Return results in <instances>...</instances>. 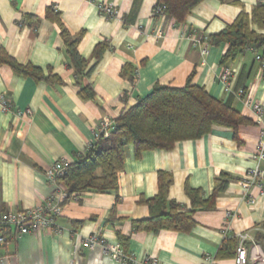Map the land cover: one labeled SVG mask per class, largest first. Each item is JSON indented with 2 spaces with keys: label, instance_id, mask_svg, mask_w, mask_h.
Returning <instances> with one entry per match:
<instances>
[{
  "label": "crops",
  "instance_id": "crops-1",
  "mask_svg": "<svg viewBox=\"0 0 264 264\" xmlns=\"http://www.w3.org/2000/svg\"><path fill=\"white\" fill-rule=\"evenodd\" d=\"M257 1L205 0L177 23L154 13L157 0H0V49L18 64L39 68L47 78L17 74L0 63V97L10 105L4 110L0 103V216L44 203L54 191L46 178L52 163L62 158L76 161L96 141L102 120L114 122L157 84L182 87L194 71L193 84L216 98L232 99L243 115L254 118L235 88L245 87L264 106V67L257 53L247 50L227 64L233 89L227 93L220 75L228 44L196 43L192 38L219 33L241 10L251 13ZM48 7L58 10L69 37L79 38L78 51L92 67L81 86L90 85L93 100L79 95L81 86L68 66L60 25L46 17ZM105 7L115 14L110 16ZM100 43L107 48L95 62L92 54ZM126 65L137 68L133 84L122 73ZM237 135L239 140L232 129L216 126L198 139L140 157L128 145L117 190L84 192L65 200L53 229L16 238L8 229L7 242L0 244V264H126L102 245L82 246L96 233L107 244L121 245L132 264H144L148 256L161 264H235L234 248L216 258L225 233L248 232L250 257L263 255L264 191L253 187L245 193L239 183L257 163L261 127L241 125ZM159 171L171 175L168 198L187 210L192 204L186 187L202 189L207 198L219 175L232 178L213 209L195 211L196 224L189 232L137 231L134 221L156 213L145 200L158 193ZM120 234L127 238L124 242ZM260 261L251 264H264Z\"/></svg>",
  "mask_w": 264,
  "mask_h": 264
},
{
  "label": "trees",
  "instance_id": "trees-1",
  "mask_svg": "<svg viewBox=\"0 0 264 264\" xmlns=\"http://www.w3.org/2000/svg\"><path fill=\"white\" fill-rule=\"evenodd\" d=\"M203 1L205 0H157L154 13L182 23ZM46 17L60 25L66 45L68 66L74 69L76 85L81 86L82 78L90 73L92 67L89 68L88 61L78 51L79 38L69 37L55 7L47 8ZM200 42L212 45L222 42L228 44L227 51L221 58L224 68L247 50H253L260 55V62L264 67V0H258L251 13L241 10L234 21L219 33L210 34L206 38L200 36ZM106 48L107 45L104 43L95 47L92 54L95 62L100 60ZM0 63L10 65L17 74L47 79L39 68L18 64L3 49H0ZM122 73L132 84L135 83L137 68L126 65ZM193 73L194 71L182 87L155 85L149 94L141 97L120 114L108 136L101 135L83 155L71 162L67 173L58 178L67 192L66 200L84 192L103 193L117 190L128 145L133 146L135 157H140L146 151L170 149L178 141L198 139L212 132L216 126L232 129L234 138L239 140L237 131L241 125L256 124L255 118L243 115L235 107L232 99L216 98L203 86L193 84L191 82ZM235 90L237 92L242 90L241 97L245 99L247 94L245 87H236ZM79 95L84 100H93L95 97L90 85L81 86ZM231 178L228 173L219 175L215 179L212 193L207 198H204L202 189L186 187L192 204V209L187 210L177 201L168 198L171 175L159 171L158 193L153 198L145 200L156 213L149 218L134 221V229L148 232H158L162 229L189 232L196 224L195 211L213 209L217 197L227 188ZM1 231L4 234L8 229L3 228ZM118 236L121 242L127 239L121 234ZM236 247L237 240L234 237H226L216 258L221 256L226 248L236 250ZM121 249L126 253L122 247Z\"/></svg>",
  "mask_w": 264,
  "mask_h": 264
},
{
  "label": "built area",
  "instance_id": "built-area-1",
  "mask_svg": "<svg viewBox=\"0 0 264 264\" xmlns=\"http://www.w3.org/2000/svg\"><path fill=\"white\" fill-rule=\"evenodd\" d=\"M104 9L110 16L115 14V11L109 7H105ZM194 41L199 43L200 39L194 38ZM206 52L207 49L204 47L202 49V53ZM256 58L260 60V55L257 54ZM230 79L231 71L226 67L222 70L220 80L224 83V88L227 93L233 92ZM236 95L241 97L243 95V91L239 90L236 92ZM0 103L2 109L10 110V105L4 96L0 97ZM245 103L248 109L253 112L256 124L261 127L260 140L257 145L256 153L254 154V158L257 163L253 168L244 173L243 179L239 182L245 193H249V190L253 187L264 191V106L260 102L254 100L250 93L246 94ZM25 114L30 115L31 111L27 110ZM113 126V121L108 119L102 120L95 133L96 140L99 139L101 135L108 136L109 132L113 129ZM70 164L71 161L66 158L57 159L54 161L46 171L47 180L51 185L54 186V191L52 194L44 203L39 206L20 211L10 210L5 212L0 216V230L7 228L11 231V238H16L24 234L37 233L41 230L53 229L56 225V219L62 214V203L67 197V192L59 182L58 178L67 173ZM253 201V199L250 200V202ZM225 235L226 237H234L237 240L235 264H251L254 262V260H261L264 262V254L255 258L250 257L248 247L246 246V241L250 239L248 232H242L235 235H229L225 233ZM5 242H7V238L3 233H0V244ZM96 245H102L106 253L111 255L119 262L126 264L133 263L132 257L124 253L120 245L107 244L99 233L91 235L82 242V246L87 249H94ZM143 263L161 264L158 259L153 256L146 257Z\"/></svg>",
  "mask_w": 264,
  "mask_h": 264
}]
</instances>
